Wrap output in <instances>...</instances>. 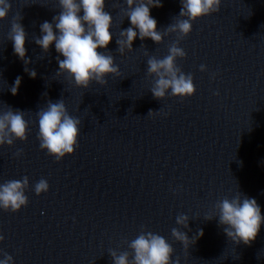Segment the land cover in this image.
Here are the masks:
<instances>
[{
    "label": "water",
    "instance_id": "95a60500",
    "mask_svg": "<svg viewBox=\"0 0 264 264\" xmlns=\"http://www.w3.org/2000/svg\"><path fill=\"white\" fill-rule=\"evenodd\" d=\"M162 2L152 15L166 31L182 5ZM10 3L0 20V112L23 110L30 132L26 141L0 147V184L27 176L30 187L27 206L0 209V249L15 264H114L110 250L132 252L129 242L147 229L167 238L181 264H264V226L249 246L232 241L218 218H204L239 190L264 209V0H221L219 12L195 21L180 42L187 56L177 63L194 75L197 92L164 99L150 90L155 77L147 60L168 55L177 36L162 43L138 37L134 51L122 55L116 39L131 26L127 0H106L115 34L107 51L121 74L86 89L59 73L63 56L54 44L45 51L36 43L41 24L60 14L59 0ZM17 14L28 33L27 65L10 39ZM17 76L23 81L13 95ZM60 99L82 125L75 153L57 161L40 147L38 112ZM41 178L50 190L37 195ZM181 213L192 217L182 229L189 237L204 231L188 249L172 235Z\"/></svg>",
    "mask_w": 264,
    "mask_h": 264
},
{
    "label": "clouds",
    "instance_id": "9594fccd",
    "mask_svg": "<svg viewBox=\"0 0 264 264\" xmlns=\"http://www.w3.org/2000/svg\"><path fill=\"white\" fill-rule=\"evenodd\" d=\"M61 12L53 17V21L41 24V37L36 43L45 51L53 44L59 56V73L66 75L69 81L81 88H89L93 82L108 84V77L120 75L121 68L115 57L107 51L113 41L114 18L106 10V0H59ZM181 10L174 23L166 31L158 28V21L152 15V9L163 7L162 0H127L124 15L130 18L131 26L119 32L116 43L119 52L124 55L134 51V42L151 38L156 43H162L166 35L175 33L177 39L170 45L169 54L163 58L150 56L147 60V72L154 76V86L150 89L158 99L169 95L181 98L193 96L197 92L194 75L185 73L178 65L179 58H185L187 52L180 42L191 34L194 22L221 9V0H181ZM12 10L10 0H0V20L7 19ZM17 14L14 18L10 39L13 41L14 52L25 62L31 63L27 55L28 33ZM104 49V51H100ZM147 54V52H146ZM201 71H207L206 65L200 66ZM25 71L35 79L37 72L27 66ZM215 73L213 79H215ZM23 81L17 76L11 87L13 95L19 93ZM219 95V92L216 93ZM157 113L150 111V114ZM25 112L8 107L0 112V147L5 144L12 146L17 139L27 140L30 123L25 118ZM38 139L42 150L54 156L57 161L67 155L74 154L79 144L82 120L73 116L63 99L51 100L45 108L38 112ZM22 150L17 152L20 155ZM242 163V162H241ZM30 187L29 177L22 180H8L0 184V209L18 212L29 204L26 194ZM37 195L50 190L46 178H41L34 188ZM211 220L218 218L223 231L237 244L251 245L259 236L264 226V209L254 197H249L240 190L235 195L218 201L213 212L204 216ZM191 216L181 213L176 217L180 227L172 229V235L188 249L204 235L203 229L198 235L189 237L183 228H189ZM3 230L0 229V243L4 241ZM132 252H117L110 250L114 264H181L180 259L173 260L174 247L166 237L147 229L129 242ZM0 264H15L14 257L0 249Z\"/></svg>",
    "mask_w": 264,
    "mask_h": 264
}]
</instances>
